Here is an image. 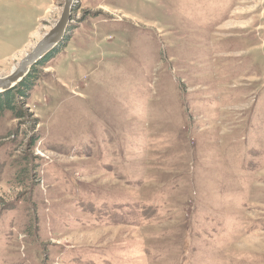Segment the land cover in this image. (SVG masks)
I'll list each match as a JSON object with an SVG mask.
<instances>
[{
    "label": "rangeland",
    "instance_id": "obj_1",
    "mask_svg": "<svg viewBox=\"0 0 264 264\" xmlns=\"http://www.w3.org/2000/svg\"><path fill=\"white\" fill-rule=\"evenodd\" d=\"M65 3L0 0V78ZM35 73L0 264H264V0H75Z\"/></svg>",
    "mask_w": 264,
    "mask_h": 264
},
{
    "label": "water",
    "instance_id": "obj_2",
    "mask_svg": "<svg viewBox=\"0 0 264 264\" xmlns=\"http://www.w3.org/2000/svg\"><path fill=\"white\" fill-rule=\"evenodd\" d=\"M75 0H66L63 14L56 26L39 41L33 51L27 54L14 69L11 75L0 78V93L15 88L31 72L33 67L45 59L65 37Z\"/></svg>",
    "mask_w": 264,
    "mask_h": 264
},
{
    "label": "trees",
    "instance_id": "obj_3",
    "mask_svg": "<svg viewBox=\"0 0 264 264\" xmlns=\"http://www.w3.org/2000/svg\"><path fill=\"white\" fill-rule=\"evenodd\" d=\"M44 61H41L42 63L40 62L35 66L31 73L12 91L0 94V118L3 117L6 112L21 114L18 112L17 104L27 97L29 91L36 84L37 74L35 72L37 71V67L41 66Z\"/></svg>",
    "mask_w": 264,
    "mask_h": 264
}]
</instances>
